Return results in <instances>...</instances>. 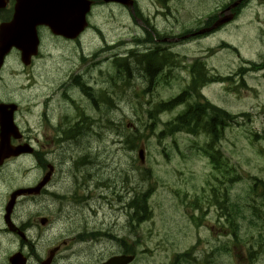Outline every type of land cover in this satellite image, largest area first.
<instances>
[{
	"label": "flooded vegetation",
	"instance_id": "obj_1",
	"mask_svg": "<svg viewBox=\"0 0 264 264\" xmlns=\"http://www.w3.org/2000/svg\"><path fill=\"white\" fill-rule=\"evenodd\" d=\"M90 1L91 13L101 8L118 9L125 22L127 19L134 23L140 38L150 32L153 36L159 33L169 43L188 39L199 47L229 27L243 26L242 16H248L250 7L258 4L264 34V0H227L217 4L213 14L194 12L197 22L191 24L185 36H177L173 26L176 22L173 0H146L150 6L147 11L140 5L145 0H132L131 7ZM25 5V0H0V149L6 151L0 152V264H106L116 257H132L126 264H216L224 259L230 260L227 264H257L256 236L249 233L241 237L242 232H223L220 227L205 232L208 208L201 207V211L196 208L187 217L191 232L185 233V227L169 222L168 236L159 231L148 241L139 235L140 228L145 227L144 213L152 212L145 207L144 200L119 198L114 201L120 207L116 210H110V200L95 201L94 208L89 207L93 200L83 193L90 189H81L78 182L81 173L76 170L85 156L67 149L76 147L81 126L87 131L86 137L93 132L94 121L72 118L67 113L71 109L60 110L56 115L53 106L56 101L59 109L69 101L77 110L71 95L82 89L76 81L86 79L95 64L89 55L81 57L79 49L75 66H71L64 45L79 40L67 41L43 25L29 28L32 21L24 15ZM158 23L167 24L168 29L161 32L155 25ZM17 37L29 51L26 58L14 46ZM222 44L223 41L216 40L205 46L203 56L190 57L184 73L190 77L195 70L199 75L201 67L205 75L217 72L215 67L209 68V61L216 54L210 48ZM175 55L172 53L170 57ZM228 61L235 64L226 72L233 79L241 80L243 74L255 79L264 74V55H258L256 60L247 59L240 54V47L235 46ZM65 62L69 65L67 73L62 71ZM176 68L173 59L174 76ZM82 95L93 110L91 100ZM78 113L77 110V116ZM8 121L10 127L5 126ZM43 182L37 194L26 192ZM13 195L12 210L6 217ZM188 235V241L181 246L171 247V242L164 239L177 237L173 244H178L186 241Z\"/></svg>",
	"mask_w": 264,
	"mask_h": 264
},
{
	"label": "rangeland",
	"instance_id": "obj_2",
	"mask_svg": "<svg viewBox=\"0 0 264 264\" xmlns=\"http://www.w3.org/2000/svg\"><path fill=\"white\" fill-rule=\"evenodd\" d=\"M227 0H173V5L176 6V22H173L175 31L177 34L182 33L184 28L190 29L192 15L196 13H214V8L217 4L225 3ZM169 2V1H168ZM141 8L143 11H147L150 6L147 5V1L141 2ZM259 6L250 7V12L248 16L244 14L242 16L243 26L238 27H229L228 29L222 31L213 38L206 39L201 47H205L218 41L221 43L223 41L229 46V49H222L216 55L218 58L212 57L209 61V68L215 67L218 73H226L231 70L232 66L235 64H230L228 61L230 55V49L235 46L240 47V54L247 59H256V55H264V34H261L262 27V17L259 13ZM198 17V16H196ZM172 21L170 20V23ZM163 24V25H162ZM158 23L157 27L160 28L161 32L164 31V28L168 26L165 23ZM175 24V25H174ZM249 24L252 26L249 27ZM91 28L86 31V33L81 37L79 43L75 44H65L64 53L66 60H70L71 66L74 65V60L76 59V52L80 49H83L85 53L95 52L100 49L104 43L103 38L107 40H114L115 38L126 34L125 29L130 34L133 31L134 23L131 21L125 22V18L122 12L118 11L116 8H101L96 10L93 15L90 17ZM246 27L244 28V26ZM94 27H98L102 31L104 37L95 32ZM238 30V31H237ZM124 33V34H123ZM194 40V38H192ZM189 41V40H188ZM183 43V41H182ZM179 44V43H178ZM165 45V46H163ZM188 47L189 45H179L175 47L176 53L180 57H184L190 53V51L195 52L197 49L194 47ZM163 48H171L172 45L168 43L162 44ZM62 71L67 73L69 70V65L63 63ZM73 66V67H74ZM182 67V66H181ZM181 69L176 68V74L173 77L172 81L170 80V86H165L159 84L157 89L152 95H148L141 103H145L148 100L159 101V100H168L176 91H178L183 86V74H180ZM107 67L102 68V73L97 69L94 70L88 77L93 80V84L106 83L107 76ZM219 75V74H218ZM222 75V74H221ZM250 82V81H248ZM263 82V83H262ZM257 86L254 87L257 90V93L254 94L253 91H245L241 87H230L227 84L225 86H213L210 91L208 99L214 104L218 105L224 110H227L230 113L231 117H235L236 114H247V118L240 119L239 122L243 123L238 127V125L227 126L225 130L221 131L223 138L221 143V151L226 159H228L229 165L237 171L238 181L233 182L231 186V194L233 197H239L238 204L242 206L245 204L246 189L250 185L248 177H257L264 181V80L254 81L249 83V85ZM153 85V84H152ZM151 85V86H152ZM151 86H149L151 88ZM140 88V85L135 82L133 87H127L123 92L128 93L126 95V100L124 102H119L117 112L114 115V119L118 122L122 117H127L128 127H116L111 128L107 126L104 128L100 123H93V132L86 137L87 131L84 129L81 132V137L76 144L75 148L67 149V152L81 153L86 154L87 157H83V163L76 166L78 173L88 172V176L93 179L94 184L97 183L100 179V165H103L106 168V173L108 178H112V187L111 192H107L108 195L112 191H116L118 194H121L123 198L127 199L129 196H133V189L136 190L138 177L135 172H132V168L135 166L148 168L153 174L154 179L151 180V185L149 187H154L157 191L152 197L151 206L152 218L154 222L149 221L145 227H141L139 230V235L143 238L149 239L154 237L155 234H159V231L165 236H168V228L166 224L162 226V215L166 209H172L173 205L169 204L171 200L177 201V204H182L181 201H193L195 196L198 195H208V189L204 193L201 192L202 188H208L205 186V181L212 171L209 166L208 159L199 152L205 142L201 139L195 138L197 144L189 143L187 138L184 136H177L175 140H167L166 142L158 143L156 138L150 133L149 130L145 129L146 126V115L141 114L138 106V100L134 98L131 92L134 89ZM220 89L223 90L224 94L220 93ZM206 94V93H204ZM212 94L214 96H212ZM72 98L74 103L80 107L86 116H90L97 119L96 112L93 113L89 110L87 104L84 102L82 96L78 93H73ZM58 102L55 101L54 109L55 113L61 110L71 109L67 113L72 118H78L77 110L72 104L63 105L59 109L56 108ZM147 106L144 105V109ZM94 109V105H92ZM57 110V112H56ZM179 110V109H178ZM171 111L160 116V121L166 122L172 117H175L177 111ZM125 114V115H124ZM104 120H102L103 122ZM143 121V122H142ZM162 122H160V127L155 129L156 133L161 130ZM125 125V124H124ZM138 129L140 134L143 136L141 142L145 148V163L140 165L137 160V150L131 152L132 148V134H127L134 131L133 129ZM130 137V139H129ZM146 137V138H145ZM130 141V142H129ZM129 142V143H128ZM175 142V143H174ZM122 149L120 150V145ZM199 143V144H198ZM196 148L195 154L191 155V147ZM199 147V148H198ZM198 148V149H197ZM128 150V151H126ZM191 155V156H190ZM134 166V167H133ZM129 175V184L126 185L125 176ZM82 177V174L79 175ZM82 179H79L81 183ZM156 181V183H155ZM15 183H13L14 185ZM94 184H90L91 189L95 188ZM147 188V182L144 183ZM215 186H219V182L213 183ZM184 195H186L184 197ZM114 195L113 197H116ZM109 197V196H108ZM206 204V203H205ZM249 210L247 207L245 208ZM181 212L184 211L183 208H180ZM171 216L177 220H183L182 215L179 209L170 210ZM189 209H186V217H188ZM243 211V209H242ZM245 218H240L237 216L238 231H241V237L246 236L247 234L254 233H264V220L258 222L254 221L253 224L249 223V213L247 215L242 212ZM215 212L213 216L208 217V220H205V225L213 227L221 226V222L217 224L215 218ZM248 216V218H247ZM182 226L185 227L187 232H191V227L187 224V219L185 218ZM161 228V229H160ZM216 228V230H217ZM215 231V229H214ZM203 236H205L203 234ZM190 235H188L186 241L182 243L173 244L177 241V237L174 240L166 237L170 243V246H181L188 241ZM248 242L250 241V236L248 235ZM171 251H173L171 249ZM236 260V259H235ZM230 263V260L224 259L216 264H227ZM257 264H264V252L260 253Z\"/></svg>",
	"mask_w": 264,
	"mask_h": 264
},
{
	"label": "trees",
	"instance_id": "obj_3",
	"mask_svg": "<svg viewBox=\"0 0 264 264\" xmlns=\"http://www.w3.org/2000/svg\"><path fill=\"white\" fill-rule=\"evenodd\" d=\"M96 55H99V53H97ZM159 56V52L154 51L151 54L148 53V55H144V57L142 56L143 58L137 59L136 61V66L144 71L145 75H147L145 77H142V79H146L147 83L150 86L153 84L151 86L152 88L160 83H163L166 86L170 84V77L157 76L158 72L156 71L158 69L161 70L166 64V59L161 60ZM112 69L113 71L108 74V82L109 80L111 81L110 86H113V89L110 92L102 91L99 95H97L100 98L101 103L96 107L99 112L103 113L106 116V122H109L111 120L109 116H111L116 109L117 103L115 101V97L118 96L117 91H120L122 88L125 89L127 87H130V85L138 79V76H136V74L133 72L132 63L130 64L126 61L120 63L118 61H115L113 63ZM199 81L200 80H198L196 84H198ZM76 82H80L82 84L80 79ZM196 84L193 83L194 86H196ZM200 84L201 82L198 84V86ZM108 90H110V88H108ZM182 91H185V89L182 88ZM131 93L134 98L138 100V105L136 106H138L141 114L144 115L145 113L146 115L147 121L145 129L149 130L151 134H155L158 143L161 144L163 141L173 139L175 136L180 134L197 135L203 132L210 135V142L207 148L204 149V152L209 155L212 171L207 178L206 183L207 186H209L213 185L214 181H218L219 184L224 185L225 192L223 195H221L219 192H216V189L213 188V203L217 205L219 209H221V211L224 212V216L227 222L230 223L232 231H235L236 226L233 221L238 214L237 206H234L235 204H233L232 201L229 200L230 196L228 195V190L233 182L238 181L237 179L239 177L236 174L237 171L232 167V165H229L228 159H226L220 151L215 150V144L220 138L219 131L225 130V128L231 124L229 122L233 121V117H231L229 113L225 112L222 109H216L215 107L206 103L201 104L200 100L197 98L198 103H195L191 107H189V105H186L182 110L178 111L175 117H172V119L163 123V129L159 133H155V129H157L160 122L161 114L170 113L171 111H173L174 108L184 100V92H182L183 94L175 100L171 99L168 101H160L157 103L155 101L152 102L151 99L146 101L145 103H141V100H143L150 94V87L147 89L144 87L134 89V91ZM144 105L147 106L146 109H144ZM228 120L229 122H227ZM84 129L85 128L81 127L80 133ZM131 134L132 135L130 137L132 138V140L130 141H133L132 148H136L137 143L141 142L143 136L137 131ZM249 181L250 186L248 187V193L252 195L258 194L260 196H264V189L261 186L263 185V182L257 177H249ZM139 203L141 204L142 201H140Z\"/></svg>",
	"mask_w": 264,
	"mask_h": 264
},
{
	"label": "water",
	"instance_id": "obj_4",
	"mask_svg": "<svg viewBox=\"0 0 264 264\" xmlns=\"http://www.w3.org/2000/svg\"><path fill=\"white\" fill-rule=\"evenodd\" d=\"M105 3L114 2L124 6H131V0H103ZM26 13L31 21V27L37 24L46 25L53 34L63 36L66 39L77 38L86 28V16L90 11L89 0H25ZM30 28V27H29ZM14 46L21 50L22 56H28L29 51L23 40L16 38ZM10 127V121L5 124ZM3 149V148H2ZM142 160L143 151H139Z\"/></svg>",
	"mask_w": 264,
	"mask_h": 264
},
{
	"label": "bare ground",
	"instance_id": "obj_5",
	"mask_svg": "<svg viewBox=\"0 0 264 264\" xmlns=\"http://www.w3.org/2000/svg\"><path fill=\"white\" fill-rule=\"evenodd\" d=\"M78 134V133H77Z\"/></svg>",
	"mask_w": 264,
	"mask_h": 264
}]
</instances>
